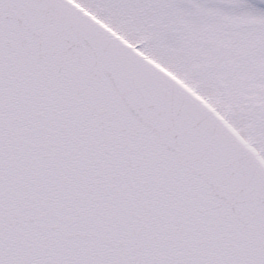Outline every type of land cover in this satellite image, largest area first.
I'll return each mask as SVG.
<instances>
[{
	"label": "snow or ice",
	"instance_id": "6c2138e0",
	"mask_svg": "<svg viewBox=\"0 0 264 264\" xmlns=\"http://www.w3.org/2000/svg\"><path fill=\"white\" fill-rule=\"evenodd\" d=\"M0 264H264V0H0Z\"/></svg>",
	"mask_w": 264,
	"mask_h": 264
}]
</instances>
